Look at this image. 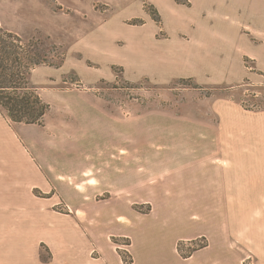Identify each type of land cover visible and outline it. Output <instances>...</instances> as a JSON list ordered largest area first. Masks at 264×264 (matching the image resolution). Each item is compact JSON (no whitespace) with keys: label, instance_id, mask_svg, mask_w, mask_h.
Masks as SVG:
<instances>
[{"label":"rangeland","instance_id":"374dc122","mask_svg":"<svg viewBox=\"0 0 264 264\" xmlns=\"http://www.w3.org/2000/svg\"><path fill=\"white\" fill-rule=\"evenodd\" d=\"M30 1L36 20L44 18L42 12L47 9L58 18L25 38L39 39L34 41L35 50L47 64L55 65L43 66L32 82L51 109L39 132L24 135L34 142L42 138L45 148H33L25 141L30 148L27 150L39 160L49 161L60 151L65 156L62 170L78 174L62 179L45 176L40 182L33 178L26 184L17 177V207H0V217L11 211L27 217L29 224L18 225L22 233H18L16 249H9L7 237H1L0 264H58L57 257L37 236L44 227L75 226L82 233L84 228L95 233V226L88 224L95 215L123 213L133 218L134 213L139 217L156 214L163 207L157 206L146 190L158 195L168 188L164 178L186 179L184 173L191 168L210 171L204 176L213 180L219 201L224 200L218 207L187 208L188 215L204 221L215 219L224 264H264V35L250 38L260 52L257 58L244 56L225 64L189 65L170 63L162 56L139 68L138 57L135 52L129 54L126 41L110 42L107 38L111 33L108 21L118 17L129 29L146 26L145 31L160 43L159 52H168L169 45L180 43L176 55H185L184 30L180 35L169 30V16L160 7L165 0ZM93 31L96 39L89 37ZM47 68L56 70L59 79L47 80ZM124 134L133 145L127 154L129 162L155 174L141 177L140 184L132 180L136 175L128 176L131 192L127 187L122 190L140 197L138 203L128 197V203L124 199L128 205L115 206L122 199L120 179L98 175L97 184L92 186L90 176L82 174L88 161L75 158H86L90 151L100 152L103 142ZM109 145L108 156L120 161L123 154L118 148L112 150L120 145L113 141ZM35 155L32 158L36 162ZM173 184L165 190H171ZM5 185L0 183L2 203L8 198ZM151 218L139 221L140 225L149 226ZM107 226L98 225V233H103L100 239L119 227L107 230ZM205 244L206 238L180 242L181 254L178 252L188 259ZM130 245V236H110L109 246L118 247L124 264H134L128 252ZM211 255L204 252V260Z\"/></svg>","mask_w":264,"mask_h":264},{"label":"crops","instance_id":"0c3cea01","mask_svg":"<svg viewBox=\"0 0 264 264\" xmlns=\"http://www.w3.org/2000/svg\"><path fill=\"white\" fill-rule=\"evenodd\" d=\"M165 1L166 3L160 7L162 13L169 16V30L176 31L179 35V31L184 30L185 55H176L178 48L182 47L180 43L169 45L168 52H159L160 43L152 37L150 31H145L146 26L129 29L126 24L120 23L118 17L108 21L111 33L107 35V38L110 37V42H116L117 39L126 41L129 44L127 48L129 54L132 55L135 52L138 57L139 68H144L145 64L153 63L156 58L162 56H165L170 63L189 65L225 64L230 62L231 58L258 57L260 52H258L255 42V44L250 43V38L256 34L264 35V0H187L186 3L175 2L174 4L168 0ZM32 4L33 2L30 0H0L1 26L29 39L35 29L46 27L50 21H55L58 18L56 13L47 9L42 12L44 18L36 20ZM121 30L124 31L122 35H120ZM89 37L96 39V31H93ZM42 67L34 70L31 82L35 80V74ZM44 72L46 79L51 82L59 79L57 71L52 68H47ZM39 128L38 125L10 122L0 108V183L6 184L3 190L4 194H8V198L5 195L3 203L0 200V207H17L15 186L18 176L21 177L20 182L26 184L33 178L36 179V182H40L41 177L45 176H57L62 179L65 176L74 177L71 175L77 176L78 174L62 170L65 156L60 151L55 150L57 158L53 161L42 157L39 160L31 151L32 155H35L36 162L34 161L28 152L30 148L25 141H28L33 148L40 147V149L45 148L44 143L42 138H40V142H34L28 140L24 135L32 131L39 132ZM128 139L130 138L124 134L116 140H106L103 142L105 146L99 148L100 152L98 150L90 151L86 158L81 156V158H75L77 161L80 159L88 161V167L82 171V174L90 176L89 181L92 186L97 184L96 176L98 175H115L120 179L118 184L121 188L119 189L122 199L117 201L115 206L128 205L126 203L130 197L133 198L132 201L135 204L138 203L136 201L140 197L134 198L132 193H125L126 191L131 192L128 188L130 181L128 176L136 175L137 178L132 180L134 183L140 184L141 177L155 174L150 170L141 171L138 168V163L129 162L127 154L130 149L133 150V148H129L133 145ZM112 141L120 145V147L112 148V150L118 148L121 152L120 155L123 154L120 161L116 157L113 158L114 155L108 156L107 150ZM104 149L106 151L102 152ZM140 162L143 163V161ZM152 162L151 160L150 163L152 164ZM188 170L184 173L188 180L187 184H183L186 179L175 178L169 181L164 178L163 182L168 185L169 189V186L172 187V183H174L171 190L167 191L165 189L168 188L165 187L161 192L158 191V195L146 190L148 196L154 199L155 204L163 207L162 211L146 216L152 217L151 224L147 227L140 225L139 222L146 217H139L135 213L133 218L125 216L123 213L116 216L95 215L88 222L89 226H95V233L85 232V228L82 233L75 226L66 228L57 225L46 229L44 227L43 232L37 233V236L41 237L40 243L45 244L52 251L57 257L58 264H124L118 247L109 246L110 236L121 238L130 236L131 245L128 252L133 257L134 264H224L220 258L224 252L219 246L222 243L219 242V239L222 238H219L220 228L215 225V219L209 217L204 221L199 217L188 215L187 212V208L218 207L224 200L219 201L218 191H216L213 180L210 182L208 176H204V174H210V171L206 170L205 172V169L200 168ZM29 176L30 178H27ZM189 184L190 186H188ZM192 184L199 190L194 189ZM126 187V191L122 190ZM137 187L139 188V186ZM202 187L204 188L202 189ZM205 188L208 190L207 192ZM11 193H14L12 199L10 198ZM124 199H126V203H124ZM145 202L150 203L149 201ZM225 205L222 204V206ZM26 223L29 224L27 217H18L11 211L8 215L0 217V239L7 237L6 245L9 249L17 248L18 233H22L18 225ZM100 224L105 229L108 225L107 230H112L114 225L119 227H115L109 234L107 232L106 237L100 239L103 234L98 233ZM49 234L50 237H48ZM82 235L86 237L82 238ZM200 238H206L208 246L196 251L190 258L183 259L178 252V244L197 241ZM88 244L91 246H86ZM206 251H210L212 254L208 260H204Z\"/></svg>","mask_w":264,"mask_h":264},{"label":"trees","instance_id":"16d2710c","mask_svg":"<svg viewBox=\"0 0 264 264\" xmlns=\"http://www.w3.org/2000/svg\"><path fill=\"white\" fill-rule=\"evenodd\" d=\"M36 40H26L0 24V108L15 124L43 126L51 109L31 82L38 67L55 66L35 50ZM178 250L181 254V245Z\"/></svg>","mask_w":264,"mask_h":264}]
</instances>
